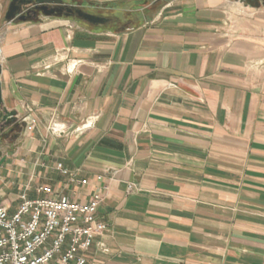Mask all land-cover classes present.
<instances>
[{"label": "crops", "instance_id": "0c3cea01", "mask_svg": "<svg viewBox=\"0 0 264 264\" xmlns=\"http://www.w3.org/2000/svg\"><path fill=\"white\" fill-rule=\"evenodd\" d=\"M10 2L0 80L18 114L0 133V204L40 185L102 191L108 228L86 264H264V0H75L140 20L99 25L8 21Z\"/></svg>", "mask_w": 264, "mask_h": 264}, {"label": "built area", "instance_id": "2783aa9c", "mask_svg": "<svg viewBox=\"0 0 264 264\" xmlns=\"http://www.w3.org/2000/svg\"><path fill=\"white\" fill-rule=\"evenodd\" d=\"M1 55L0 45V58ZM26 111L22 121L26 131H32L37 122L34 107L27 105ZM92 122L93 118L88 119L76 130L82 131ZM48 128L57 133L66 131L64 125L56 122ZM57 167L64 174L70 173L62 163ZM71 179L76 180L72 174ZM128 186L130 190L135 188L134 183ZM36 190L44 195L31 197L27 188L20 191L14 210L0 204V264H86L88 250L108 228L98 216L104 199L102 191H94L82 202L55 194L49 185H40Z\"/></svg>", "mask_w": 264, "mask_h": 264}, {"label": "water", "instance_id": "95a60500", "mask_svg": "<svg viewBox=\"0 0 264 264\" xmlns=\"http://www.w3.org/2000/svg\"><path fill=\"white\" fill-rule=\"evenodd\" d=\"M243 1V0H241ZM49 4L54 6L49 7ZM28 5H34L40 7L43 14L46 16H66V17H77L78 19L90 23L92 25L106 24L111 20H117L118 17H110L97 13L87 11L80 5L68 3L64 0H11L9 7L5 14V19L11 20H28V16L25 14V8ZM2 73V65L0 64V74ZM17 111L8 110L4 106L2 96V84L0 80V133L4 132L6 128L16 124Z\"/></svg>", "mask_w": 264, "mask_h": 264}, {"label": "trees", "instance_id": "16d2710c", "mask_svg": "<svg viewBox=\"0 0 264 264\" xmlns=\"http://www.w3.org/2000/svg\"><path fill=\"white\" fill-rule=\"evenodd\" d=\"M246 4H250L253 6H258L262 3L263 0H243ZM111 6H113L114 4H110ZM107 6V5H106ZM131 10L129 11H125L119 14H115L118 15V20L120 21H127V22H131L132 24H138L140 22L138 15L133 11L135 9V5H130ZM109 13V12H108Z\"/></svg>", "mask_w": 264, "mask_h": 264}, {"label": "flooded vegetation", "instance_id": "af4514ba", "mask_svg": "<svg viewBox=\"0 0 264 264\" xmlns=\"http://www.w3.org/2000/svg\"><path fill=\"white\" fill-rule=\"evenodd\" d=\"M65 1V0H64ZM54 6V4H49V7ZM25 14L28 16V18H35L38 17L41 13H43V11L41 10L40 7H36L34 5H28L25 8Z\"/></svg>", "mask_w": 264, "mask_h": 264}, {"label": "rangeland", "instance_id": "374dc122", "mask_svg": "<svg viewBox=\"0 0 264 264\" xmlns=\"http://www.w3.org/2000/svg\"><path fill=\"white\" fill-rule=\"evenodd\" d=\"M66 2H68V3H74L75 2V0H65ZM115 2V1H114ZM79 4H81V3H79ZM83 6V5H82ZM73 18H77V17H75V16H73ZM78 19V18H77ZM3 143H4V140L3 139H1L0 140V148H1V145H3Z\"/></svg>", "mask_w": 264, "mask_h": 264}]
</instances>
